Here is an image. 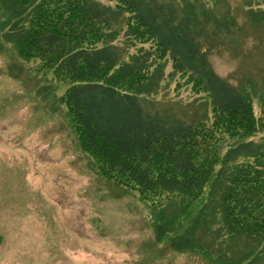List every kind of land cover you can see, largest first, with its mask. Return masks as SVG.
Segmentation results:
<instances>
[{
    "label": "rangeland",
    "instance_id": "obj_1",
    "mask_svg": "<svg viewBox=\"0 0 264 264\" xmlns=\"http://www.w3.org/2000/svg\"><path fill=\"white\" fill-rule=\"evenodd\" d=\"M97 1L115 9L113 0ZM159 2L179 15L187 5L195 8L196 30L204 46H210L216 73L251 96L259 113L264 2ZM25 17V10L0 3V264H236L240 256L264 264V234L254 243L245 234H231L221 198L233 161L256 152L264 132L245 141L227 138L215 175L198 199L179 194L153 206L101 173L82 148L62 100L70 81L39 59L19 55ZM123 23L113 17L116 38L100 43L121 57L129 47ZM164 60L165 77L137 97L145 112L191 124L212 117L210 98L177 87L176 77L168 75L171 58ZM164 221L174 231L158 239L156 227ZM223 234L229 236L225 243ZM178 237L180 248L172 244Z\"/></svg>",
    "mask_w": 264,
    "mask_h": 264
},
{
    "label": "trees",
    "instance_id": "obj_2",
    "mask_svg": "<svg viewBox=\"0 0 264 264\" xmlns=\"http://www.w3.org/2000/svg\"><path fill=\"white\" fill-rule=\"evenodd\" d=\"M113 1L115 9L97 0L0 3L27 13L19 55L39 59L70 81L62 100L82 148L101 173L156 207L179 194L198 199L215 175L227 138L245 141L264 132V99L256 113L252 97L216 73L192 5L179 15L159 0ZM113 17L123 18L129 37L124 57L100 44L116 38ZM168 55L173 67L168 75L176 77L177 87L208 96L212 117L191 124L145 112L137 97L165 77ZM232 166L221 196L224 218L231 234L253 242L264 234V142ZM165 224L156 227L158 239L174 231ZM228 237L223 234L222 243ZM172 244L180 248V237ZM239 258L236 264L253 263L248 256Z\"/></svg>",
    "mask_w": 264,
    "mask_h": 264
}]
</instances>
